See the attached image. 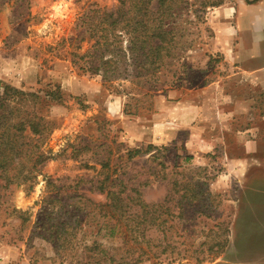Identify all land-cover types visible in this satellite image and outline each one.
Instances as JSON below:
<instances>
[{
	"label": "rangeland",
	"instance_id": "rangeland-1",
	"mask_svg": "<svg viewBox=\"0 0 264 264\" xmlns=\"http://www.w3.org/2000/svg\"><path fill=\"white\" fill-rule=\"evenodd\" d=\"M230 1L187 0L175 23L184 33L180 56L149 82L133 76L106 81L71 62L93 43L88 34L77 39L89 26L83 15L115 9L117 0L2 3L0 91L4 85L25 91L58 85L63 93L46 107L55 124L51 146L58 152L40 169L61 193L103 201L96 182L105 174L100 162L108 152V171L116 164L115 174L143 201L167 195L175 205L174 190L186 182L202 190L194 213H182L167 230L175 245L171 255L141 264H264V86L223 60L210 17ZM249 8L264 27V1ZM129 148L144 153L127 160ZM54 190L42 181L4 191L0 264H73L60 262L52 244L32 233L44 212L41 197ZM208 245L217 253L207 254Z\"/></svg>",
	"mask_w": 264,
	"mask_h": 264
},
{
	"label": "trees",
	"instance_id": "trees-1",
	"mask_svg": "<svg viewBox=\"0 0 264 264\" xmlns=\"http://www.w3.org/2000/svg\"><path fill=\"white\" fill-rule=\"evenodd\" d=\"M3 1L0 0V9ZM117 1L115 9L102 12L93 9L83 15L89 26L77 39L88 34L93 43L84 53H75L77 59L71 62L82 73L100 74L106 81L119 76L153 81L170 60L180 56L178 44L184 33L175 23L187 0ZM62 97L58 85L30 91L9 85L2 87L0 197L11 185L30 189L43 181L45 188L54 186V192L45 191L41 197L44 212L39 213L32 233L52 244L60 262L68 259L73 264H141L166 259L175 248L167 230L177 226L175 221L182 213H194L195 203L203 199L202 190L186 182L174 190L175 205H170L173 198L167 195L158 202L143 201L137 189L127 187L124 178L115 174L116 164L108 171L111 158L106 146L108 154L100 162L105 174L96 182L104 200L96 202L79 192L61 193V188L40 169L45 160L58 152V148L51 146L55 124L46 107ZM149 148L156 147L148 145ZM141 153L144 152L139 148H129L126 158L132 160ZM19 213L24 224L27 218L22 216L23 212ZM212 248L208 245L207 254L217 253L218 248Z\"/></svg>",
	"mask_w": 264,
	"mask_h": 264
},
{
	"label": "crops",
	"instance_id": "crops-1",
	"mask_svg": "<svg viewBox=\"0 0 264 264\" xmlns=\"http://www.w3.org/2000/svg\"><path fill=\"white\" fill-rule=\"evenodd\" d=\"M247 1L231 0L215 10L210 20L219 33L218 41L222 44L218 46L224 55L223 60L238 68L242 78L253 79L255 85L263 87L264 51L260 46L264 39V27L255 10L249 7H259L264 0H254L249 7ZM250 10L254 11L253 17L248 14Z\"/></svg>",
	"mask_w": 264,
	"mask_h": 264
}]
</instances>
